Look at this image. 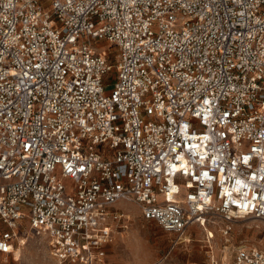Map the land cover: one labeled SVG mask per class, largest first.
<instances>
[{"label": "built area", "instance_id": "2783aa9c", "mask_svg": "<svg viewBox=\"0 0 264 264\" xmlns=\"http://www.w3.org/2000/svg\"><path fill=\"white\" fill-rule=\"evenodd\" d=\"M129 203L264 264L229 246L264 231V0H0V255L107 264Z\"/></svg>", "mask_w": 264, "mask_h": 264}, {"label": "rangeland", "instance_id": "374dc122", "mask_svg": "<svg viewBox=\"0 0 264 264\" xmlns=\"http://www.w3.org/2000/svg\"><path fill=\"white\" fill-rule=\"evenodd\" d=\"M105 49H114L107 45ZM108 81L113 76L107 77ZM131 217L129 228L109 245L107 264H203L207 259L205 232L199 227L189 229L184 237L166 233L157 223L145 221L133 204L120 206ZM213 230V229H212ZM213 246L222 248L221 237L214 229ZM188 237L189 241H183ZM241 243L264 246V231L260 221L246 219L234 227L230 249ZM228 250V249H227ZM0 264H58L49 254L47 243L30 238L16 257L0 255Z\"/></svg>", "mask_w": 264, "mask_h": 264}, {"label": "crops", "instance_id": "0c3cea01", "mask_svg": "<svg viewBox=\"0 0 264 264\" xmlns=\"http://www.w3.org/2000/svg\"><path fill=\"white\" fill-rule=\"evenodd\" d=\"M130 221H131V217H130ZM108 248H109V245H107L106 248H105V250H106V262H107V258H108V254H109Z\"/></svg>", "mask_w": 264, "mask_h": 264}, {"label": "bare ground", "instance_id": "6f19581e", "mask_svg": "<svg viewBox=\"0 0 264 264\" xmlns=\"http://www.w3.org/2000/svg\"><path fill=\"white\" fill-rule=\"evenodd\" d=\"M184 236H185V235H183L182 237H184ZM183 241H189V240H188V237H185V238L183 239ZM26 245H27V243H25L24 247H25ZM24 247H23V248H24Z\"/></svg>", "mask_w": 264, "mask_h": 264}, {"label": "snow or ice", "instance_id": "6c2138e0", "mask_svg": "<svg viewBox=\"0 0 264 264\" xmlns=\"http://www.w3.org/2000/svg\"><path fill=\"white\" fill-rule=\"evenodd\" d=\"M177 159H179V157H177ZM205 175H206V173H205Z\"/></svg>", "mask_w": 264, "mask_h": 264}]
</instances>
